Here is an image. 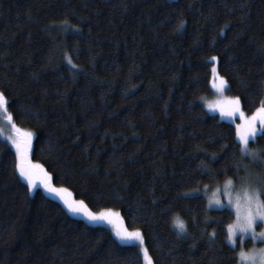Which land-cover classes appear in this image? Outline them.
<instances>
[{"label":"trees","instance_id":"16d2710c","mask_svg":"<svg viewBox=\"0 0 264 264\" xmlns=\"http://www.w3.org/2000/svg\"><path fill=\"white\" fill-rule=\"evenodd\" d=\"M213 56L227 95L256 113L264 0H0V92L34 133L32 159L91 210L119 211L154 264H239L225 241L234 211L202 192L264 176L203 103ZM17 163L0 132V264H144L138 245L30 193Z\"/></svg>","mask_w":264,"mask_h":264},{"label":"snow or ice","instance_id":"6c2138e0","mask_svg":"<svg viewBox=\"0 0 264 264\" xmlns=\"http://www.w3.org/2000/svg\"><path fill=\"white\" fill-rule=\"evenodd\" d=\"M184 22L181 21L178 26L179 30L183 27ZM68 62L71 64V58H67ZM217 58L215 56L211 57V62H215ZM73 67H75L73 65ZM214 78L219 79V84H213V87L217 91L223 92L227 87V82L222 78L218 77L216 67L211 69ZM9 101L5 97L3 92H0V109H3L7 112V105ZM232 108L231 110L224 112L221 110L222 116H228L235 118L237 115L241 120L244 121L243 124L236 126L237 137L239 140V151L241 153V158H248L254 163H259L264 165V149L261 150H252L249 148L250 142H255L257 136L264 137V102L261 103V106L256 110V113L250 118L245 119V114L240 108V100L236 98L230 101ZM210 110L214 108L209 105ZM8 121L12 120V116L9 114L7 116ZM257 122H259V127H257ZM15 128V125H13ZM18 135L23 137L22 140H13V144L16 148L17 153V165L16 168L19 172L21 178L27 183L29 192L31 193L33 189L37 188V181L43 186V188L51 193L56 195L64 204L65 208L69 213L73 215H83L89 222L95 223L99 221L107 220L108 223H112L110 219V214L106 215L101 213L100 215H95L87 210V205L83 200L80 201H71L63 196L61 193L63 190L56 189L50 184L51 177L43 172L41 165H34L28 160V151L31 146V139L33 134L31 132L21 133L20 129H16ZM245 171H247V165L243 166ZM237 171L240 169V165H236ZM39 170L43 173V176L37 174ZM210 171V169H207ZM242 179V186L238 191L235 192L233 196L232 190L236 189L233 181H226L224 188H218L208 200L209 208L217 209H230L235 213V222L227 225V235L225 241L231 246L232 249H235L237 246L241 248L239 253L236 255L239 258V264H264V247L256 248L255 246L250 251H245L243 245L250 239V241L255 245V242L259 241L264 243V176H255L249 173L246 177ZM208 186L205 185V190L207 191ZM223 195L227 198V203L225 204L220 196ZM231 214V212H230ZM208 220L206 218L205 223ZM175 226L178 229V235L186 233V226L183 221L178 218L175 221ZM257 227L261 230L256 231ZM116 237L121 242L136 241L138 242L143 256L145 259V264H153L151 257L149 256L148 249L144 247V238L139 230L137 231H128L125 228H119L115 231ZM213 237L216 235L215 232L211 234Z\"/></svg>","mask_w":264,"mask_h":264},{"label":"rangeland","instance_id":"374dc122","mask_svg":"<svg viewBox=\"0 0 264 264\" xmlns=\"http://www.w3.org/2000/svg\"><path fill=\"white\" fill-rule=\"evenodd\" d=\"M215 65L213 67H216L217 69V63H218V59L214 62ZM217 73H218V70H217ZM218 77H221L220 74L218 73ZM223 78V77H222ZM224 79V78H223ZM225 80V79H224ZM226 81V80H225ZM227 82V81H226ZM219 84V79L218 78H214V75L212 73V80H211V87H212V90H213V95L209 96V97H205L203 98V103L206 107V109L212 113V114H217L219 115L223 120H226V121H229V122H232L235 124V126L239 125V124H243L244 121L241 120L239 118V116L237 115L235 118L233 117H228V116H222L221 115V110L223 109L224 112H227L229 110H231L232 108V105L230 103V101L236 99L235 97H230L227 95V88H228V83H227V87L223 90V92H220V91H217L216 88L213 87V84ZM240 100V99H239ZM209 105H211L214 110H210L209 109ZM240 108L242 110V105H241V101H240ZM243 111V110H242ZM244 113V111H243ZM245 114V113H244ZM255 114V113H254ZM254 114L252 115H247L245 114V119H250ZM9 115L8 113V109H7V112H5L3 109H0V132H1V135L3 137V139H5L6 141H8L10 143V145L13 147V149L15 150L16 152V148L13 144V140H22L23 137L21 135H18V133L16 132V129H20V132L21 133H25V132H31L33 134L32 136V139H31V146H30V149L28 151V160L34 164V165H41L37 162H35L33 159H32V149H33V141H34V133L32 131H28V130H24L20 127H18L14 122L13 120L11 121H8L7 119V116ZM13 125H15V128L13 127ZM257 127H259V122H257ZM17 154V153H16ZM42 166V165H41ZM42 169H43V172H46L50 177L51 175L47 172V170L42 166ZM37 171V174L40 175V176H43V173H41L39 170H36ZM23 179V178H22ZM24 181V180H23ZM232 181V180H231ZM26 182V181H24ZM50 184L52 185V187L56 188V189H61L63 190L62 191V195L65 196L67 199L71 200V201H80V200H77L74 195L72 194L71 191H69L67 188H63V187H57L53 184L52 182V178L50 179ZM234 183V182H233ZM42 189L44 191V193L46 195H48L49 197H52L53 199H56L58 201H60L62 203V201L54 194H51L49 192H47L43 186H41L39 184V181H37V188L36 189H33L32 190V193L36 192L38 189ZM223 187H220V189H223ZM216 191V190H215ZM215 191H212V192H209L208 190L206 191H203L202 193L205 194V196L207 197V200H209V198L212 197L213 193ZM230 191H232V194L233 196H235V192L236 190H232L230 188ZM220 199L226 204L227 203V198L223 195L220 196ZM85 203V202H84ZM63 204V203H62ZM86 204V203H85ZM64 205V204H63ZM87 205V204H86ZM215 208V207H213ZM87 210L90 211L91 213L95 214V215H100L101 213H104L106 215L110 214V219L112 220V223H108L107 220L105 221H99V222H95V223H92V222H89L83 215H73L75 217H78V218H81L83 220H85L87 223L91 224V225H103V226H106V227H109L114 236L116 237L115 235V231L116 229H119V228H125L127 229L128 231H137V230H130L127 228L125 222H124V219L121 215V213L117 210H114V209H105V210H102V211H99V212H95L93 210H91L89 208V206L87 205ZM235 222V221H234ZM233 222V223H234ZM261 229L259 227H257L256 231L259 232ZM141 232V231H140ZM142 234V233H141ZM143 236V234H142ZM117 238V237H116ZM117 240L122 243V244H130V245H138V242L136 241H128V242H121L118 238ZM256 247V248H261V247H264V243H260L259 241L255 242V245H253V243L250 241V239H248V241L243 245V249L245 251H250L253 247ZM144 247L147 248V246L145 245V242H144ZM140 248V246H139ZM236 248L239 249V251L241 250V248L239 246H237ZM148 249V248H147ZM141 251V249H140ZM142 253V257H143V262L145 264V259H144V256H143V252L141 251ZM149 253V251H148ZM149 256L151 257L150 253H149ZM152 259V257H151ZM153 262V260H152ZM154 264V262H153Z\"/></svg>","mask_w":264,"mask_h":264}]
</instances>
